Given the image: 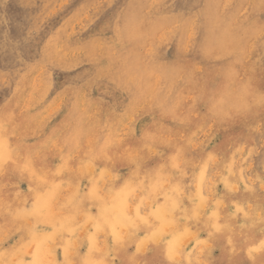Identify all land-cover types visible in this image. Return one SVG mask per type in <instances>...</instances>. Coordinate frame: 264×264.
Listing matches in <instances>:
<instances>
[{"label":"rangeland","instance_id":"374dc122","mask_svg":"<svg viewBox=\"0 0 264 264\" xmlns=\"http://www.w3.org/2000/svg\"><path fill=\"white\" fill-rule=\"evenodd\" d=\"M105 1L0 0V264H263L264 0Z\"/></svg>","mask_w":264,"mask_h":264},{"label":"bare ground","instance_id":"6f19581e","mask_svg":"<svg viewBox=\"0 0 264 264\" xmlns=\"http://www.w3.org/2000/svg\"><path fill=\"white\" fill-rule=\"evenodd\" d=\"M8 1V0H7ZM102 1V0H101ZM105 1V0H104ZM145 1V0H144ZM165 1V0H164ZM4 2V1H3ZM23 2V1H22ZM41 2V1H40ZM99 2V1H98ZM106 2V1H105ZM155 2H159V1H155ZM154 2V3H155ZM162 2V1H161ZM161 2H159V5H160V3ZM30 3V2H29ZM95 3V2H94ZM119 3V2H118ZM156 3V4H157ZM173 3V2H172ZM9 4V3H8ZM38 4V3H37ZM101 4V3H100ZM103 4V3H102ZM7 5V4H6ZM5 5V6H6ZM115 5V4H114ZM143 5V4H142ZM134 6V5H133ZM155 6V5H154ZM91 7V6H90ZM144 7V6H143ZM152 7H153V5H152ZM180 7V6H179ZM28 8V7H27ZM98 8V7H97ZM22 9V8H21ZM147 9V8H146ZM28 10V9H27ZM94 10V9H93ZM92 10V11H93ZM107 10V9H106ZM195 10V9H194ZM148 11V10H147ZM2 12V11H1ZM16 13V12H15ZM104 13V12H103ZM5 14V13H4ZM8 14V13H7ZM86 14H89V13H87L86 12ZM92 14V13H91ZM90 14V15H91ZM11 15H13V13H11ZM95 15V14H94ZM107 15V14H106ZM13 17V16H12ZM23 17V16H22ZM261 17V16H260ZM10 18V17H9ZM84 18V17H83ZM86 18V17H85ZM93 18V17H92ZM87 19H89V18H87ZM102 19V18H101ZM98 20V19H97ZM153 20V19H152ZM2 21V20H1ZM84 21H86V20H84ZM22 22V21H21ZM99 22V21H98ZM140 22V21H139ZM85 23V22H84ZM97 23V22H96ZM40 24V23H39ZM42 24V23H41ZM130 24V23H129ZM82 25V24H81ZM167 25H169V23L167 24ZM42 26V25H41ZM11 27V26H10ZM75 27V26H74ZM79 27V26H78ZM81 27V26H80ZM79 27V28H80ZM25 30V29H24ZM73 30H74V28H73ZM165 30H167V29H165ZM80 31V30H79ZM85 31V30H84ZM7 33V32H6ZM31 33V32H30ZM73 33V32H72ZM11 34V33H10ZM16 34V33H15ZM33 34V33H32ZM75 34V33H74ZM73 34V35H74ZM39 35V34H38ZM72 35V36H73ZM81 35V34H80ZM63 38V37H62ZM163 38V37H162ZM174 39V38H173ZM31 40H32V38H31ZM30 40V41H31ZM164 40V39H163ZM13 41V40H12ZM255 42V41H254ZM21 43H22V41H21ZM163 43V42H162ZM160 44V43H159ZM165 44V43H164ZM171 45V44H170ZM255 45V44H254ZM159 47V46H158ZM171 47V46H170ZM189 47V46H188ZM250 47V46H249ZM8 48V47H7ZM154 48V47H153ZM152 48V49H153ZM161 48V47H160ZM251 48V47H250ZM141 49V48H140ZM20 50V49H19ZM143 50V49H142ZM141 50V51H142ZM147 50H149V49H147ZM254 50V49H253ZM255 50H256V48H255ZM155 51H157V50H155ZM161 51V50H160ZM169 51V50H168ZM171 51V50H170ZM251 51V50H250ZM249 51V52H250ZM257 51V50H256ZM1 52H3V51H1ZM15 52V51H14ZM26 52V51H25ZM143 52V51H142ZM248 52V53H249ZM253 52V51H252ZM20 53V52H19ZM28 53V52H27ZM158 53H159V51H158ZM251 53V52H250ZM260 53H261V51H260ZM147 54V53H146ZM162 54H164V53H162ZM165 54H166V52H165ZM182 54V53H181ZM8 55V54H7ZM249 55V54H248ZM252 55V54H251ZM256 55V54H255ZM17 56V55H16ZM19 56V55H18ZM168 57V56H167ZM2 58H3V56H2ZM253 58V57H252ZM14 59V58H13ZM21 59V58H20ZM1 60V59H0ZM28 60V59H27ZM14 61V60H13ZM23 60H21V62H22ZM29 61V60H28ZM4 62V61H3ZM8 62V61H7ZM24 62H26V61H24ZM11 63V62H10ZM13 63V62H12ZM11 63V64H12ZM15 64V63H14ZM18 64V63H17ZM30 64V63H29ZM246 64V63H245ZM10 65V64H9ZM23 65V64H22ZM28 66V65H27ZM46 66V65H45ZM12 67V66H11ZM246 68V67H245ZM44 69V68H43ZM244 69V68H243ZM6 70H8V69H6ZM13 70V69H12ZM17 70V69H16ZM21 70V69H20ZM24 70V69H23ZM75 70V69H74ZM77 70V69H76ZM75 70V71H76ZM258 70L259 69H257V73H258ZM4 71V70H3ZM11 70H9V72H10ZM19 71V70H18ZM17 71V72H18ZM42 71H44V70H42ZM157 71V70H156ZM248 71V70H247ZM14 72V71H13ZM16 72V73H17ZM60 72V71H59ZM66 72V71H65ZM19 73V72H18ZM67 73H68V71H67ZM5 74V73H4ZM13 74V73H12ZM40 74V73H39ZM247 74V73H246ZM41 75V74H40ZM259 75H260V73H259ZM6 76V75H5ZM11 76V75H10ZM10 76H8V77H10ZM16 76H20V75H16ZM43 76H45V75H43ZM257 76V75H256ZM255 76V77H256ZM40 77V76H39ZM53 77V76H52ZM4 78V77H3ZM6 78V77H5ZM12 78V77H11ZM14 78V77H13ZM37 78V77H36ZM41 78V77H40ZM260 78V77H259ZM1 79V78H0ZM36 80V79H35ZM41 80V79H40ZM257 80V79H256ZM254 81H255V78H254ZM0 82H1V80H0ZM38 82V81H37ZM9 83V82H8ZM12 83V82H11ZM255 83H256V81H255ZM5 84V83H4ZM69 84V83H68ZM254 84V83H253ZM252 84V85H253ZM7 85V84H6ZM34 85V84H33ZM55 85V84H54ZM8 86H9V84H8ZM69 86V85H68ZM94 86V85H93ZM198 86V85H197ZM11 87V86H10ZM13 87V86H12ZM54 88V87H53ZM262 88V87H261ZM11 89V88H10ZM87 89V88H86ZM93 89V88H92ZM54 90V89H53ZM59 90V89H58ZM264 90V89H263ZM15 91V90H14ZM38 92V91H37ZM87 92V91H86ZM89 94V93H88ZM8 95V94H7ZM9 95H10V92H9ZM92 95V94H91ZM99 96V95H98ZM101 96V95H100ZM4 97V96H3ZM48 98V97H47ZM4 99V98H3ZM46 99V98H45ZM2 100V99H1ZM7 100V99H6ZM3 102V101H2ZM29 104H31L32 105V103H29ZM144 106H146V105H144ZM185 106V105H184ZM264 106V105H263ZM263 106L261 107V108H263ZM255 109V108H254ZM185 110V109H184ZM261 110V109H260ZM122 112V111H121ZM139 112V111H138ZM260 112V111H259ZM18 113V112H17ZM261 113V112H260ZM262 114V113H261ZM138 115V114H137ZM255 116V115H254ZM260 116V115H259ZM262 116V115H261ZM135 117H137V116H135ZM192 117V116H191ZM256 117V116H255ZM134 118V117H133ZM193 118V117H192ZM194 119H196V118H194ZM263 119V118H262ZM134 121H136V120H134ZM194 121V120H193ZM196 121V120H195ZM262 121V120H261ZM133 122V121H132ZM235 122V121H234ZM248 122V121H247ZM263 122V121H262ZM128 123V122H127ZM131 123V122H130ZM129 123V124H130ZM65 124L66 125H68V124H71L72 125V127H74L75 128V130H77V128H76V126H77V124L78 123H76L74 120H72V118L68 121V122H65ZM128 124V125H129ZM231 124H233V123H231ZM239 124V123H238ZM212 125V124H211ZM230 125V124H229ZM168 126V125H167ZM259 126V125H258ZM262 126V125H261ZM128 127H130V126H128ZM163 127V126H162ZM236 127V126H235ZM164 128V127H163ZM233 128V127H232ZM228 129V128H227ZM207 130V129H206ZM209 130V129H208ZM213 130H215V126H214V129ZM229 130V129H228ZM128 131V130H127ZM261 131H262V129H261ZM161 132V131H160ZM214 132V131H213ZM212 132V133H213ZM231 132V131H230ZM242 132H244L243 130H242ZM137 133V132H136ZM229 133V132H228ZM232 133H234V132H232ZM236 133H237V130H236ZM127 134V133H126ZM242 134V133H241ZM244 134V133H243ZM163 135V134H162ZM171 135V134H170ZM184 135V134H183ZM228 135V134H227ZM235 135V134H234ZM233 135V136H234ZM224 136H226V135H224ZM230 136H231V134H230ZM237 136H239V135H237ZM236 137V136H235ZM242 137H243V135H242ZM170 138V137H169ZM229 138V137H228ZM137 139V138H136ZM139 139V138H138ZM173 139V138H172ZM196 139V138H195ZM204 139V138H203ZM224 139V138H223ZM226 139V138H225ZM234 139V138H233ZM25 140V139H24ZM31 140V139H30ZM74 139H72V138H70V139H65V142L66 143H69V144H73L74 143ZM137 141V140H136ZM136 141H135V143H136ZM174 141V140H173ZM239 141V140H238ZM228 142V141H227ZM246 142V141H245ZM140 143V142H139ZM139 143H137V145H140ZM237 142H235V144H236ZM125 144V143H124ZM126 144H128V143H126ZM130 144V143H129ZM179 144V143H178ZM177 144V145H178ZM250 144V143H249ZM159 145V144H158ZM225 145V144H224ZM246 145V144H245ZM123 146V145H122ZM121 146V147H122ZM132 146V145H131ZM136 146V145H135ZM163 146V145H162ZM231 146V145H230ZM229 146V147H230ZM167 147V146H166ZM234 147V146H233ZM169 148V147H168ZM224 148H226V147H224ZM245 148V147H244ZM154 149H155V147H154ZM221 149V148H220ZM219 149V150H220ZM118 150H119V148H118ZM218 150V149H217ZM244 150V149H243ZM26 155L28 156L32 151L29 149V148H26ZM100 151V150H99ZM168 151V150H167ZM199 151V150H198ZM224 151V150H223ZM123 152V151H122ZM214 152H216V151H214ZM219 152V151H218ZM228 152V151H227ZM226 152V153H227ZM243 152V151H242ZM78 153V152H77ZM189 153H191L190 151H189ZM201 153V152H200ZM152 154V153H151ZM198 155H199V152H198ZM202 155V154H201ZM76 156V155H75ZM188 156V155H187ZM144 157H145V154H144ZM147 157V156H146ZM166 157V156H165ZM184 157V156H183ZM201 157V156H200ZM166 159V158H165ZM75 161V160H74ZM113 161H115V160H113ZM119 161H121V160H119ZM147 161V160H146ZM37 162V161H36ZM116 162V161H115ZM114 162V163H115ZM162 162V161H161ZM238 162V161H237ZM10 164V163H9ZM113 164V163H112ZM115 164H117V163H115ZM118 164H120V163H118ZM142 164H143V162H142ZM41 165V164H40ZM144 165V164H143ZM73 166V165H72ZM120 166V165H119ZM127 166V165H126ZM112 167V166H111ZM132 167V166H131ZM145 167H146V164H145ZM7 168V167H6ZM143 168V167H142ZM141 168V169H142ZM37 169H38V166L36 165V166H34V168H32V170H31V172L29 173V175H28V177H30V176H32V177H35V176H37L36 174H37ZM132 169H134V168H132ZM146 169H147V167H146ZM144 171V170H143ZM4 172H6V171H4ZM143 173V172H142ZM128 175V174H127ZM235 175V174H234ZM126 177V176H125ZM5 179V178H4ZM7 179H9L8 177H7ZM10 179H12V177L10 178ZM14 180V179H13ZM161 180V182H162V179L160 178H156V177H153V175H151V176H149V178H148V180H147V183H145V185H150V187H152L153 189L154 188H156V185H157V183L159 182ZM9 181V180H8ZM11 181V180H10ZM120 181V180H119ZM108 182V181H107ZM106 182V183H107ZM121 182V181H120ZM9 183H11V182H9ZM103 183H105V182H103ZM6 184V183H5ZM7 185V184H6ZM104 186H106V185H104ZM119 187V186H118ZM118 187H116V186H111L110 188L108 187L107 189H109L108 191H107V193H104L103 192V190H101V191H97V187H95V186H92V188L89 190V193L86 195V198L81 202V205H82V207L84 206L83 204H85V205H90V204H93V205H95L96 207H97V214L93 217V221H95V222H99V221H101V224L103 225V227L104 228H110L111 227V225L113 224V228H114V223H116L117 225L119 224L118 222L119 221H121L122 222V219L120 218V217H117V216H115V213L117 212V210L121 207V204H124L123 202H121L122 201V195L119 193V191H118ZM103 188V187H102ZM4 189H7V188H4ZM11 189V188H10ZM35 189V188H34ZM158 189H159V187H158ZM13 190V189H12ZM6 191V190H5ZM109 193H111L112 194V196L109 194ZM238 193V192H237ZM10 194H12V193H10ZM9 195V194H8ZM54 195H56V192H55V190H54V192H52V196H50V203L51 204H54V202H55V204L56 205H60L63 209H65L66 211H70V209L72 208V204H71V202L70 201H68V199H69V197L67 198V199H65L64 201L62 200H60V201H58V198L56 197V196H54ZM106 195H109V198H107V197H105ZM240 195V194H239ZM245 195V194H244ZM11 196V195H10ZM40 196H43V195H40ZM6 197V196H5ZM4 197V200L6 199ZM8 197V196H7ZM44 197V196H43ZM240 197V196H239ZM12 198V197H11ZM228 198V197H227ZM8 199H10L9 197H8ZM38 199V197L36 196V208H35V212L33 213V215H31L32 217H34V218H36V219H43V217H41L42 216V214H43V211L44 210H46L47 208H48V204H49V201H45V199L44 200H42V199H40L39 198V201L37 200ZM67 200V201H66ZM108 201H110V202H108ZM226 201V200H225ZM227 202V201H226ZM45 204H47V205H45ZM226 205H227V203H225ZM224 208V207H223ZM204 213V212H203ZM260 215V214H259ZM202 216V215H201ZM15 218H13V220H14ZM60 217L59 216H57V215H55V214H50V221L52 222V223H57V222H59L60 221ZM106 219H108V220H106ZM9 220V219H8ZM106 220V221H105ZM10 221V220H9ZM233 227V226H232ZM3 227H0V229H2ZM202 230V229H201ZM200 230V231H201ZM114 234H115V230H114ZM250 235V234H249ZM252 235V234H251ZM256 236V235H255ZM261 236V235H260ZM220 237H221V235H220ZM235 237V236H234ZM251 237V236H250ZM126 238V237H125ZM222 238V237H221ZM221 238H220V240H221ZM224 238V237H223ZM235 238H237V237H235ZM253 238H254V236H253ZM233 240H236V239H233ZM253 240V239H252ZM249 241V240H248ZM224 242H225V239H224ZM237 242H239V241H237ZM250 242V241H249ZM252 242V241H251ZM255 242H256V240H255ZM159 244V243H158ZM243 244V243H242ZM251 244V243H250ZM147 245V244H146ZM235 245V244H234ZM239 245V244H238ZM241 245V244H240ZM246 245H248V244H246ZM236 246V245H235ZM243 247V246H242ZM223 249H224V247H223ZM144 250H146V249H144ZM227 249H225V250H223V251H226ZM227 252V251H226ZM163 254V253H162ZM240 255V254H239ZM150 256V255H149ZM149 256H147L148 258H149ZM238 256V255H237ZM161 257H163L162 255H161ZM181 257V256H180ZM262 257V256H261ZM147 258V259H148ZM232 258H234V257H232ZM237 258V257H236ZM82 260H80V262H81V264H102V263H99V262H97L96 261V259L94 258V257H92V256H89V257H85V258H81ZM162 259V258H161ZM178 259V258H177ZM213 259V258H212ZM238 259V258H237ZM156 260H158V259H156ZM163 260V259H162ZM148 261V260H147ZM155 261V260H154ZM213 261V260H212ZM238 261V260H237ZM241 261V260H240ZM97 262V263H96ZM75 263H77V262H75ZM149 263H151V262H149ZM242 263V262H241ZM250 263V262H249ZM152 264V263H151ZM164 264H166V263H164ZM208 264H211V263H208ZM230 264V263H229ZM233 264V263H232ZM264 264V263H263Z\"/></svg>","mask_w":264,"mask_h":264}]
</instances>
